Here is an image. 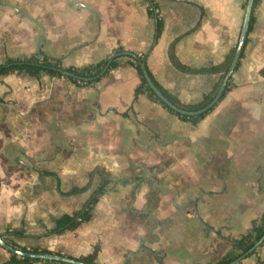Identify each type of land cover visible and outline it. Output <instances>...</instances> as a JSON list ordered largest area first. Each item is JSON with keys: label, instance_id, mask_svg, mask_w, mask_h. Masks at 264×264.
<instances>
[{"label": "crops", "instance_id": "crops-1", "mask_svg": "<svg viewBox=\"0 0 264 264\" xmlns=\"http://www.w3.org/2000/svg\"><path fill=\"white\" fill-rule=\"evenodd\" d=\"M246 7V0H0V64L40 52L63 67L117 58L90 85L47 73L0 76L2 238L75 259L97 246L98 264H215L234 250L228 239L264 211V0L253 7L227 94L199 122L147 94L136 99V58L121 53L145 60L180 102L199 104L224 79ZM103 186L88 220L58 229ZM251 253L233 264H264V242ZM12 254L0 244V264H23Z\"/></svg>", "mask_w": 264, "mask_h": 264}, {"label": "trees", "instance_id": "trees-1", "mask_svg": "<svg viewBox=\"0 0 264 264\" xmlns=\"http://www.w3.org/2000/svg\"><path fill=\"white\" fill-rule=\"evenodd\" d=\"M260 0H255L254 5H256ZM248 0H246L247 5ZM156 6L151 3L149 13L156 18L157 25H158V33L162 29V19L159 18L158 14L155 12ZM254 22V16L251 15L250 24H249V30L248 34L251 31L253 27ZM157 33V34H158ZM248 35L246 37L244 47L247 43ZM118 50L117 52H119ZM243 55V51L241 56ZM233 58V57H232ZM232 58L230 60H232ZM117 58H114L109 66V69L107 72H109L112 68H114L117 64L116 62ZM110 59H106L104 61H100L98 63L90 64L84 68H77V67H63L61 63V59L54 58L49 56L48 54H45L44 52H40L38 55H34L31 57H15V58H8L4 63L0 64V76L14 73V72H26L31 75H41L42 73H47L53 76L58 77H65L69 81H73L80 85H90L94 81H97L99 79L98 75L103 71L104 67L109 63ZM131 63L136 67L138 70V73L141 77V83L136 87L135 89V98L137 99L140 94H147L151 99L160 102L164 107L169 109L171 112L175 113L176 115L180 116L184 119H192L194 122H199L201 119H203L213 108L210 110L197 115L195 117L188 116L186 114H181L173 109H171L168 105H166L156 94L155 92L150 88L148 85L143 72L141 70V66L139 64L138 60H131ZM230 63V61H229ZM217 70V69H214ZM227 71V69H224V73ZM262 73L264 75V69L262 70ZM151 75V74H150ZM152 77V75H151ZM154 80V78L152 77ZM156 85L162 90V92L177 106L185 109V110H198L204 106H206L216 95L222 81L216 85L213 93L206 98L205 101L194 104V105H188L180 102L178 99H176L172 94L162 89L158 83L154 80ZM230 88V81L228 82L227 88L222 96V98L227 94L228 90ZM0 100L2 98L0 97ZM107 184V181L104 179V186ZM103 188L97 189L93 196L90 198L86 205V209L79 210L75 212L72 215H65L63 216L59 222H58V229L62 228H74L77 227L82 221L88 220L91 217L90 209L91 207L98 201L99 194H101L104 190ZM81 218V220H79ZM264 235V211L262 215L258 219H254L252 221L250 229L242 234L238 238L234 239H228L230 243L233 244L234 250L229 251L226 253L219 261H217L215 264H229L230 262L234 261L241 253H245L253 247V245ZM237 250H241V253H236ZM24 252H30V253H40V254H55V255H62L60 252H53L47 248H21ZM99 252V247H95L93 253L79 258L80 261H83L87 264H98L96 262L97 256ZM252 254V253H250ZM41 259L38 258H32L28 256H20L18 254L13 253L11 262H18L23 264H34L35 262H40ZM53 264H70L67 262H61L52 260L50 261Z\"/></svg>", "mask_w": 264, "mask_h": 264}, {"label": "water", "instance_id": "water-1", "mask_svg": "<svg viewBox=\"0 0 264 264\" xmlns=\"http://www.w3.org/2000/svg\"><path fill=\"white\" fill-rule=\"evenodd\" d=\"M254 2L255 0H248L247 2V7H246V13H245V20H244V24H243V28L241 31V36H240V40H239V44L236 50V53L234 55V58L224 76V79L222 80V83L216 93V95L214 96V98L204 107L198 109V110H185L179 106H177L174 102H172L163 92L162 90L155 84V82L153 81V79L151 78L149 71L147 69L146 66V62L145 60L141 59L140 56H138L136 53L133 52H122L121 54L123 55H130L134 58H136L139 61V64L141 66V70L143 72V75L148 83V85L150 86V88L155 92V94L166 104L168 105L171 109H173L174 111L181 113V114H186L189 116H197L200 115L208 110H210L211 108H213L222 98L229 79L236 67V65L238 64V61L240 59L243 47H244V43L248 34V30H249V24H250V19H251V15H252V10L254 7ZM31 19H33L34 21L38 22L34 17L30 16ZM40 24V23H39ZM43 34L42 37L39 40L38 46H37V50L40 52V43L41 41L44 40L46 31L44 29V27L40 24ZM111 60L109 61V63L105 66V68L103 69V71L99 74L102 75L107 68L110 66ZM98 75V76H99ZM264 242V235L253 245V247H251V249L243 254H241L239 257H237L234 261L230 262L229 264H233L239 260H241L244 256H246L247 254L251 253L252 251H254L255 249H257L262 243ZM0 244L2 246H4L7 250L11 251L12 253L18 254L20 256H28V257H32V258H38L41 260H56V261H61V262H67L70 264H87L83 261H80L79 259H75V258H70V257H66L63 255H55V254H40V253H30V252H24L21 249L16 248L15 246L9 244L8 242H6L2 236L0 235Z\"/></svg>", "mask_w": 264, "mask_h": 264}, {"label": "built area", "instance_id": "built-area-1", "mask_svg": "<svg viewBox=\"0 0 264 264\" xmlns=\"http://www.w3.org/2000/svg\"><path fill=\"white\" fill-rule=\"evenodd\" d=\"M155 12L158 14V10L157 9H155ZM79 220H81V218H79Z\"/></svg>", "mask_w": 264, "mask_h": 264}]
</instances>
